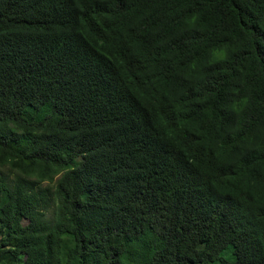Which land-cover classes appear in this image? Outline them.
<instances>
[{"label":"trees","instance_id":"16d2710c","mask_svg":"<svg viewBox=\"0 0 264 264\" xmlns=\"http://www.w3.org/2000/svg\"><path fill=\"white\" fill-rule=\"evenodd\" d=\"M0 264H264V0H0Z\"/></svg>","mask_w":264,"mask_h":264},{"label":"clouds","instance_id":"9594fccd","mask_svg":"<svg viewBox=\"0 0 264 264\" xmlns=\"http://www.w3.org/2000/svg\"><path fill=\"white\" fill-rule=\"evenodd\" d=\"M213 54H214V58L218 61V62H222L224 60L227 59V53L224 50H217L214 49L213 50ZM248 103V99L246 97L241 98L240 100L235 102L234 105V110H242L241 109V105H246Z\"/></svg>","mask_w":264,"mask_h":264},{"label":"rangeland","instance_id":"374dc122","mask_svg":"<svg viewBox=\"0 0 264 264\" xmlns=\"http://www.w3.org/2000/svg\"><path fill=\"white\" fill-rule=\"evenodd\" d=\"M7 170H9L8 168H6ZM4 170V169H3ZM5 172H7L6 170H4ZM49 215L52 214V210L50 209V212L48 213Z\"/></svg>","mask_w":264,"mask_h":264}]
</instances>
